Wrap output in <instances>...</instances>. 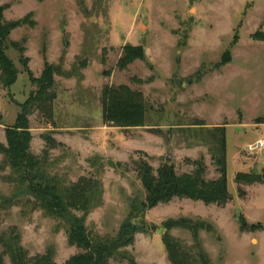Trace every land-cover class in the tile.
<instances>
[{
	"label": "rangeland",
	"instance_id": "rangeland-1",
	"mask_svg": "<svg viewBox=\"0 0 264 264\" xmlns=\"http://www.w3.org/2000/svg\"><path fill=\"white\" fill-rule=\"evenodd\" d=\"M0 5L5 22L30 14L4 44L17 79L0 89V145H7L5 129L16 124L19 105L37 91L29 73L39 78L45 64L52 65V115L30 110L29 152L43 180L57 188L81 178L98 184L95 206L85 216L71 210L90 236L114 237L125 221L138 226L133 244L109 264H170L164 234L193 252L199 247L209 264H264V184L235 182L237 174L256 168L259 176L264 170V147L245 151L264 140V0H0ZM128 45L141 46L145 58L119 69ZM120 85L144 96V127L103 124L102 90ZM215 127L225 130L231 200L219 207L174 198L133 219L132 204L146 197L136 162L156 172L169 159L180 175L202 161L206 180L219 177L207 133ZM3 162L0 153V235L15 229L30 257L50 251L55 264L80 253L68 243L67 225L36 209L27 183ZM179 219L203 222L211 231H198L195 241L187 229H164L166 221ZM242 219L246 230L240 229Z\"/></svg>",
	"mask_w": 264,
	"mask_h": 264
},
{
	"label": "trees",
	"instance_id": "trees-1",
	"mask_svg": "<svg viewBox=\"0 0 264 264\" xmlns=\"http://www.w3.org/2000/svg\"><path fill=\"white\" fill-rule=\"evenodd\" d=\"M3 11L4 7L0 5V89L12 86L17 79V71L5 53L4 44L10 32L25 25L30 16L29 14L24 19L5 22ZM33 25L34 23H31V26ZM19 52L23 53L22 50ZM144 58L145 54L141 46L128 45L123 48L117 65L119 69H125L134 61H142ZM54 69L52 65L45 64L39 78H34L29 73L30 81L37 87V91L19 105L21 113L17 116L16 124L5 129L7 145L6 147L0 145V153L5 157L3 165L18 173L21 182L27 183L24 189L32 197L36 209L57 217L67 225L68 243L81 252L72 256L64 264H109L110 259L119 254L121 249L133 244L138 226L131 221H125L114 237L90 236L83 226V219H76L71 214V210L80 211L85 216L95 206L93 201L96 193L99 192L98 184L81 178L69 188H57L52 183L43 180L39 173L38 162L29 152L28 116L30 110L37 108L49 118L52 115L53 95L49 94V89L53 86ZM101 103L102 122L105 126L123 130L144 127L147 105L140 92L132 91L125 85L105 86L101 94ZM195 125L202 127L204 124ZM207 133L212 139V160L219 177L215 180H206L204 177L206 167L202 161L193 162L195 166L193 172L180 175L170 163L162 164L154 172L146 162H136L137 174L146 197L141 203L132 204V213L136 215L133 219L139 218L159 204H168L174 198L199 201L204 205L219 207L225 206L231 200L227 192L224 127H215ZM235 182L238 185L242 183L250 185L256 182L264 184V170L259 176H255L252 172L251 174H237ZM173 228L191 231L195 241H197L198 231L211 229L203 222L193 224L189 219L168 220L164 223V229ZM240 229H247V224L243 219L240 222ZM162 241L170 264H209L207 255L199 247L196 248L197 252H193L192 249H188L168 234L162 236ZM0 264H55V262L50 251L30 257L20 246L15 229H11L0 235Z\"/></svg>",
	"mask_w": 264,
	"mask_h": 264
},
{
	"label": "built area",
	"instance_id": "built-area-1",
	"mask_svg": "<svg viewBox=\"0 0 264 264\" xmlns=\"http://www.w3.org/2000/svg\"><path fill=\"white\" fill-rule=\"evenodd\" d=\"M264 147V140H259V141H257L256 143H255V145L254 146H249V147H247L246 149H245V151L247 152V153H250V152H252V151H254L255 149L256 150H259V149H261V148H263Z\"/></svg>",
	"mask_w": 264,
	"mask_h": 264
},
{
	"label": "water",
	"instance_id": "water-1",
	"mask_svg": "<svg viewBox=\"0 0 264 264\" xmlns=\"http://www.w3.org/2000/svg\"><path fill=\"white\" fill-rule=\"evenodd\" d=\"M165 163H166V164H169V163H170V160L167 159V160L165 161ZM252 173H253L254 175L257 174L256 168H254V169L252 170Z\"/></svg>",
	"mask_w": 264,
	"mask_h": 264
}]
</instances>
